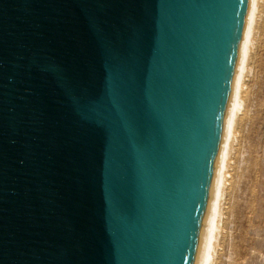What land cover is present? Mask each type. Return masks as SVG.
<instances>
[{"label":"water","instance_id":"obj_1","mask_svg":"<svg viewBox=\"0 0 264 264\" xmlns=\"http://www.w3.org/2000/svg\"><path fill=\"white\" fill-rule=\"evenodd\" d=\"M257 0H0V264H194Z\"/></svg>","mask_w":264,"mask_h":264},{"label":"rangeland","instance_id":"obj_2","mask_svg":"<svg viewBox=\"0 0 264 264\" xmlns=\"http://www.w3.org/2000/svg\"><path fill=\"white\" fill-rule=\"evenodd\" d=\"M261 2L264 4L263 0ZM261 9V29L252 52L253 71L246 79L245 90L248 91L245 92H249L250 97H247L243 113L247 111V116L243 115L245 117L238 121V135L233 147L236 150L231 152L232 164L225 185L228 186L222 199V228L218 232L216 259L213 258L215 263L212 264H264V6ZM251 217L250 224L243 223Z\"/></svg>","mask_w":264,"mask_h":264},{"label":"bare ground","instance_id":"obj_3","mask_svg":"<svg viewBox=\"0 0 264 264\" xmlns=\"http://www.w3.org/2000/svg\"><path fill=\"white\" fill-rule=\"evenodd\" d=\"M261 3L263 4V2H261V0L256 1L254 14H253V18H252V22H251V26H250V30H249V35H248V39H247V43H246V47H245V51H244V55H243V60H242V64H241V68H240V72H239V76H238V81H237V85H236V89H235V93H234V97H233V101H232V106H231V110H230V114H229V118H228V122H227V127H226V131H225V135H224V139H223V143H222V148H221V152H220V156H219V160H218V164H217V168H216V173H215V177H214V181H213V185H212V189H211V194H210V198H209V202H208V206H207V210H206V214H205V219H204V223H203V227H202V231H201V235H200V240H199L194 264H212V262H214L213 258L216 259L214 257V254L216 253L215 251L218 248V246L216 245V242H217V238H218L217 237L218 232H219L220 227H221L220 224H222V222H223L222 217L224 215L222 213V209H223L222 208V202H223L222 199H223V196L225 194L224 191L226 190V188L228 186V184H227V186H225V185H226V183H228L227 178H229V177H227V175L229 176L228 172H229L230 164H232L230 161L231 156H232L231 152L233 151V149H235L233 147H234V142H236V140H237L236 137L238 135L237 134L238 133L237 126H239L238 121L240 119L242 120L243 117L247 116V115H245V114H247V111L245 112V114L243 113V111L245 110V104H246L247 97L249 96L248 95L249 92H245V91H248V89L245 90V87L247 85L246 79H248V76L252 73L251 71H253L252 70L253 68L251 66V62H252V58H253L252 52L255 49L254 47L256 45L255 43H256V40L258 37L257 36L258 31L261 29L259 19H260V17H262L261 16L262 15V9L261 8L264 6V4L262 5ZM246 107H248V106H246ZM243 115H245V116H243ZM254 118H256V117H254ZM252 120H253V118H252ZM232 158H233V156H232ZM230 176H231V173H230ZM227 193H228V191H227ZM251 196H253V194ZM235 205H237V203ZM233 207L235 208L236 206H233ZM236 209L238 210V205H237ZM242 217L244 218L243 215H242ZM239 219H240V217H239ZM246 219H245V221H243V223L245 222V224H247V222H248V224H250L249 222L253 221L252 217L246 218ZM225 245H227V244L225 243ZM222 246H223V244H222ZM223 248H224V246H223ZM233 248H234V245H233ZM223 254H224V251H223ZM231 259H232V257H231ZM216 264H217V262H216Z\"/></svg>","mask_w":264,"mask_h":264}]
</instances>
